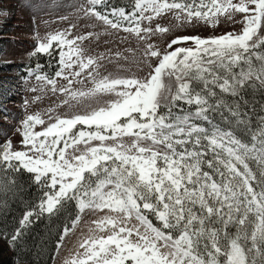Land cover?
Instances as JSON below:
<instances>
[{
    "label": "snow or ice",
    "instance_id": "6c2138e0",
    "mask_svg": "<svg viewBox=\"0 0 264 264\" xmlns=\"http://www.w3.org/2000/svg\"><path fill=\"white\" fill-rule=\"evenodd\" d=\"M73 7L66 27L31 18L17 77L32 95L0 132V251L264 264V0ZM12 14L0 0V20Z\"/></svg>",
    "mask_w": 264,
    "mask_h": 264
},
{
    "label": "rangeland",
    "instance_id": "374dc122",
    "mask_svg": "<svg viewBox=\"0 0 264 264\" xmlns=\"http://www.w3.org/2000/svg\"><path fill=\"white\" fill-rule=\"evenodd\" d=\"M80 2L81 0H7L13 14L7 20H0V102L7 104L12 115L5 123L4 115L0 113V132L10 131L12 117L20 114L23 98L26 96L30 98L32 95L20 85L17 77L18 70L26 62V54L33 45L32 16H36V26L41 32L46 29L66 27V24L58 22V17L69 16L75 21L77 13L73 6ZM41 21L49 23L44 24ZM108 39L111 42L115 41L116 37ZM6 61L12 63L7 64ZM5 94L9 96L8 99L4 98ZM3 249L4 244L0 241V250ZM0 264H10L6 251H0Z\"/></svg>",
    "mask_w": 264,
    "mask_h": 264
},
{
    "label": "crops",
    "instance_id": "0c3cea01",
    "mask_svg": "<svg viewBox=\"0 0 264 264\" xmlns=\"http://www.w3.org/2000/svg\"><path fill=\"white\" fill-rule=\"evenodd\" d=\"M63 256H64V254H63V252L60 254V259H58L56 262H55V264H60V260L61 259H63Z\"/></svg>",
    "mask_w": 264,
    "mask_h": 264
},
{
    "label": "trees",
    "instance_id": "16d2710c",
    "mask_svg": "<svg viewBox=\"0 0 264 264\" xmlns=\"http://www.w3.org/2000/svg\"><path fill=\"white\" fill-rule=\"evenodd\" d=\"M43 62V61H42ZM51 262H49V264H50Z\"/></svg>",
    "mask_w": 264,
    "mask_h": 264
}]
</instances>
